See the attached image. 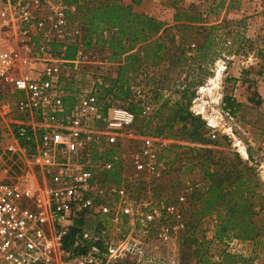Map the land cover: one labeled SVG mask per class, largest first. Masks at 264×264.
I'll use <instances>...</instances> for the list:
<instances>
[{"label":"rangeland","instance_id":"1","mask_svg":"<svg viewBox=\"0 0 264 264\" xmlns=\"http://www.w3.org/2000/svg\"><path fill=\"white\" fill-rule=\"evenodd\" d=\"M104 1L0 0V12L7 14L6 23L0 18V43L4 47H15L18 39L30 35L34 41H41L34 24L27 23L22 12L38 16L61 6L65 9L67 28L65 36L59 39L79 42L81 47L88 34V25L82 23L85 18L81 14ZM114 1L165 23L143 43L148 44L146 47L134 44L132 52L139 58L135 63L138 69L129 79L131 98L146 102L149 115L162 98L175 100L178 90L188 86L189 91L194 92L190 110L200 116L203 135L218 144L155 137L161 163L159 171L139 172L134 168L140 147L135 124L139 122L119 125L109 121V107H125L126 101L111 95L98 100L100 111L102 105L109 102L106 114L87 118L82 144L74 154L90 177V195L94 198V208L86 218H81L82 225L103 231L110 239L129 234L141 236L147 253L164 264H215L223 251L252 258L253 264H264V234L258 242L236 238L233 230H227L221 240L214 236L215 214L200 215L196 211L199 205L191 197L192 190H203L206 182L199 169H188L193 155L189 147H209L230 157L237 153L264 185V0ZM189 15H195L197 21L187 23ZM212 25L215 26L212 31L215 43L206 52L215 59L199 64L196 47L204 41ZM94 26L90 46L81 48L76 67L66 66L62 72L69 91L84 94L96 83L108 85L119 71V59L111 57L112 49L107 43L102 45V37L109 38L112 31L102 25ZM200 26L203 27L198 28ZM157 44L163 45L159 51ZM156 59L160 60L159 64L153 65ZM126 71L124 77L128 75ZM226 95L238 103L234 116L223 108ZM15 120L13 99L0 97V179H20L34 187L53 185L52 172L32 168L21 159L11 164L10 159L3 156L10 142L6 135ZM30 149L29 146L26 152ZM105 151H113L110 157L119 162V182L114 178L102 181L103 169L113 164L99 157ZM125 205L131 206L134 214L148 211L155 214L147 232L141 231L142 225L136 219L131 223V218L123 214ZM101 206H106L108 211L101 212ZM258 219H264V209ZM162 225L169 228L166 234L160 232Z\"/></svg>","mask_w":264,"mask_h":264},{"label":"built area","instance_id":"2","mask_svg":"<svg viewBox=\"0 0 264 264\" xmlns=\"http://www.w3.org/2000/svg\"><path fill=\"white\" fill-rule=\"evenodd\" d=\"M6 16L5 11L0 12L3 23ZM22 17L34 24L41 41H34L30 35L18 39L15 47L0 43V97L13 99L16 116L6 135L10 140L6 153L10 158L25 160L32 168L52 172L54 183L34 187L20 179H0V264H164L147 253L141 236L110 239L103 231L75 224L94 208L90 177L74 154L82 144L87 118L101 113L99 102L92 94L93 87L84 94L77 92L76 103L63 116V99L69 93L62 76L66 66L59 56L45 50V43L65 41L59 39L66 34L65 9L58 6L38 16L23 11ZM77 62L78 57L74 67ZM107 118L119 125L134 122V115L126 107H109ZM139 138L135 170L157 173L161 166L157 138ZM21 140H32L30 156L26 152L29 146L22 147ZM100 209L108 211L106 206ZM122 212L131 223L136 219L143 233L155 219L149 211L134 214L128 205ZM72 228L76 231L66 246ZM168 230L162 225L160 232L166 234Z\"/></svg>","mask_w":264,"mask_h":264},{"label":"trees","instance_id":"3","mask_svg":"<svg viewBox=\"0 0 264 264\" xmlns=\"http://www.w3.org/2000/svg\"><path fill=\"white\" fill-rule=\"evenodd\" d=\"M73 2L75 1H68ZM135 3L139 0H134ZM79 8V6H78ZM85 20L83 24L88 25L87 37L84 38L81 47L79 42L71 41H51L45 43V50L59 56L63 60L65 66H73L76 57L82 52L81 48L87 49L91 43V35L94 27L102 25L107 31H112L109 38L102 37V45L108 44L112 49V58H118L119 71L115 79H110L108 85L103 82L94 85L92 93L97 100L104 99L107 95L112 98L125 100L126 108L134 115L136 132L140 136L164 137L169 139H178L190 143L218 144L215 139L206 138L202 132L203 122L199 115H195L190 110V103L194 92L189 91V87L185 86L178 90L179 96L175 100L169 97L161 99L158 107L152 114L141 115L142 111L149 106L141 99H132L130 95L129 79L132 72L137 70L136 60L139 58L132 52L134 44L146 47L148 44L143 43L151 37L152 34L158 33L164 26V22L158 21L144 14L132 11L130 5H123L114 0H106L100 5L86 8L82 12ZM178 15L175 19L178 20ZM187 23H195L197 18L195 15H189L185 20ZM187 25V24H185ZM200 26L198 28H202ZM214 25L204 35V41L197 45V59L200 61H213L214 56H207L212 46H214L212 31ZM103 29V30H104ZM102 30V29H101ZM162 44H157L156 49H162ZM207 51V52H206ZM213 52L214 49H213ZM79 53V54H78ZM155 59V56H154ZM160 60H153L152 64H159ZM130 71H126V70ZM128 72L127 77L123 76L124 72ZM192 83H189V85ZM69 91V89H68ZM190 93V94H189ZM159 96L156 95V98ZM162 97V95L160 96ZM64 113L67 115L70 109L76 103V93L69 91L63 99ZM224 109L234 116L238 103L230 96H224ZM109 102L101 107V113L106 114ZM20 145L24 148L30 146L31 150L28 156L33 152V142L20 141ZM193 152L189 162L188 169H199L202 172L204 181L206 182L203 190L194 188L191 197L198 203L196 211L200 215L215 214L216 222L214 236L222 239L227 230H233L235 237L241 240H255L264 234V219H258L259 213L264 209V185L260 184L253 170L234 153L233 157L221 150H213L209 147H189ZM113 151H105L100 154V158H104L105 162H112L111 167L103 169L104 178L102 181L107 182L110 178H114L115 182H119L120 174L117 172L119 162L112 159ZM10 163L14 164L16 158H10L6 153H2ZM195 161V162H194ZM82 219L75 221L76 225L82 224ZM76 228H72L65 241V245H69L72 241L73 233ZM215 264H253L252 258H245L242 255H236L223 251L219 260Z\"/></svg>","mask_w":264,"mask_h":264}]
</instances>
